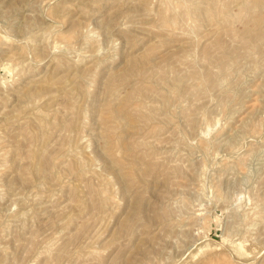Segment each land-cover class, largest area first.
<instances>
[{"label": "rangeland", "instance_id": "obj_1", "mask_svg": "<svg viewBox=\"0 0 264 264\" xmlns=\"http://www.w3.org/2000/svg\"><path fill=\"white\" fill-rule=\"evenodd\" d=\"M0 264H264V0H0Z\"/></svg>", "mask_w": 264, "mask_h": 264}, {"label": "bare ground", "instance_id": "obj_2", "mask_svg": "<svg viewBox=\"0 0 264 264\" xmlns=\"http://www.w3.org/2000/svg\"><path fill=\"white\" fill-rule=\"evenodd\" d=\"M32 158H34V156H33ZM34 159H35V158H34ZM37 159H38V158H37ZM38 160H39V159H38ZM31 162H32V161H31ZM37 163H39V162H37ZM40 164H41V163H40ZM40 164H39V166H40ZM41 166H42V164H41ZM41 166H40V167H41ZM42 168H43V166H42Z\"/></svg>", "mask_w": 264, "mask_h": 264}]
</instances>
